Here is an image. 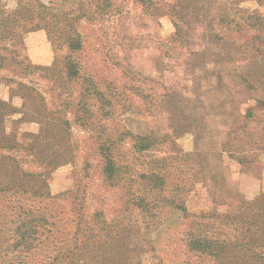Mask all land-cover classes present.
<instances>
[{"label":"rangeland","instance_id":"obj_1","mask_svg":"<svg viewBox=\"0 0 264 264\" xmlns=\"http://www.w3.org/2000/svg\"><path fill=\"white\" fill-rule=\"evenodd\" d=\"M259 160L264 0H0V264H240Z\"/></svg>","mask_w":264,"mask_h":264},{"label":"crops","instance_id":"obj_2","mask_svg":"<svg viewBox=\"0 0 264 264\" xmlns=\"http://www.w3.org/2000/svg\"><path fill=\"white\" fill-rule=\"evenodd\" d=\"M228 129L229 126L226 127V131ZM231 166L226 161V173L229 172L232 176L235 195L231 202L243 203L245 207L252 209L264 206V162L259 160L250 166H239L235 170H232Z\"/></svg>","mask_w":264,"mask_h":264},{"label":"trees","instance_id":"obj_3","mask_svg":"<svg viewBox=\"0 0 264 264\" xmlns=\"http://www.w3.org/2000/svg\"><path fill=\"white\" fill-rule=\"evenodd\" d=\"M73 69V68H72ZM75 74L76 71L73 69L72 72ZM258 210L262 209V212H257V215L260 213V215L257 216L256 220H252L253 224L256 226L255 232H258L260 237L255 242H249L244 244V247L242 246H234L231 249H226V258L228 259H238L240 261V264H264V209L263 207L257 208ZM256 209V210H257ZM263 215V216H261ZM23 239H17L14 240L11 245H23ZM2 243H0L1 246ZM211 241H197L190 244L191 249H198L202 248V251H207L211 249ZM222 253L218 250L213 254L216 259H221ZM22 259H24L22 257ZM64 259V256H59L58 254H55L54 256L46 257V264H58Z\"/></svg>","mask_w":264,"mask_h":264}]
</instances>
